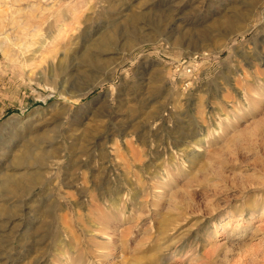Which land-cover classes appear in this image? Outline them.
<instances>
[{"label": "rangeland", "instance_id": "1", "mask_svg": "<svg viewBox=\"0 0 264 264\" xmlns=\"http://www.w3.org/2000/svg\"><path fill=\"white\" fill-rule=\"evenodd\" d=\"M0 264H264V0H0Z\"/></svg>", "mask_w": 264, "mask_h": 264}, {"label": "bare ground", "instance_id": "2", "mask_svg": "<svg viewBox=\"0 0 264 264\" xmlns=\"http://www.w3.org/2000/svg\"><path fill=\"white\" fill-rule=\"evenodd\" d=\"M165 14H167V13H165ZM145 15H147L146 13H145ZM164 15V14H163ZM239 15H240V13H239ZM242 15V14H241ZM250 15V14H249ZM142 16V14H139V16L138 17H141ZM230 17L229 18H227V19H225V20H220V21H217V22H215L214 23V25L213 24H211V25H213L214 27L216 26V27H218V29H219V34L220 35H227L228 34V36L230 35L229 33H232V32H234L233 34H236L235 32L238 30V27H241L240 29H242V30H244L245 31V29H243V23L245 22H241L242 23V26H238V25H241V24H239L238 23V21H237V18L235 17V15L233 16H231V15H229ZM245 16H246V14H245ZM144 17V16H143ZM163 17V16H162ZM227 17V16H226ZM243 17V16H242ZM249 17V16H248ZM244 18V17H243ZM242 18V19H243ZM250 18V17H249ZM167 19V18H166ZM245 19H247V17L245 18ZM168 20V19H167ZM166 20V21H167ZM247 20H249V19H247ZM246 20V21H247ZM161 22V21H160ZM164 23V22H163ZM162 24V23H161ZM248 24V23H247ZM251 25H253V23L251 24ZM156 26V25H155ZM245 26V25H244ZM159 27V26H158ZM212 27V26H211ZM248 27H249V24H248V26H247V29H248ZM251 27H249V29H250ZM239 29V30H240ZM159 30L161 31V27H159ZM241 30V31H242ZM247 31V30H246ZM245 31V32H246ZM240 33V32H239ZM204 34L206 35V36H210V34L207 32V31H205L204 32ZM150 37V35H145V34H142V35H139L137 38H135L136 40H139V41H142L143 39H147V38H149ZM179 43L180 42V39L179 40H176V43ZM95 58V57H94ZM32 180H35L33 177H32ZM21 181V180H20ZM31 181V180H30ZM22 183V184H21ZM25 183L26 182H17L15 185H13V189H15V190H17L18 188H22L24 185H25Z\"/></svg>", "mask_w": 264, "mask_h": 264}, {"label": "built area", "instance_id": "3", "mask_svg": "<svg viewBox=\"0 0 264 264\" xmlns=\"http://www.w3.org/2000/svg\"><path fill=\"white\" fill-rule=\"evenodd\" d=\"M175 68L180 71L181 69H184L187 71V73L192 74L193 73V69L195 68V61L192 60H187L186 58H184L182 61H177L175 63ZM190 78H188L186 80V86H189L190 84H192V79L191 81H189Z\"/></svg>", "mask_w": 264, "mask_h": 264}]
</instances>
